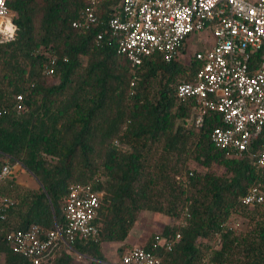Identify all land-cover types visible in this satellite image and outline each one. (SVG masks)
Masks as SVG:
<instances>
[{"label":"trees","instance_id":"16d2710c","mask_svg":"<svg viewBox=\"0 0 264 264\" xmlns=\"http://www.w3.org/2000/svg\"><path fill=\"white\" fill-rule=\"evenodd\" d=\"M7 5L18 30L14 41L0 44V169L4 162H18L39 186L6 181L1 187L13 203L0 220V264H28L10 250L6 234L31 224L45 230L63 224V201L72 184H90L101 194L95 240L72 245L91 264H108L105 243H122L116 250L120 261L129 248L126 238L146 213L186 220L171 248L154 237H171L175 222L142 246L160 264H264V216L251 217L243 237L227 224L232 214L250 209L240 203L250 186L264 191V168L257 165L264 127L250 154L227 156L214 147L210 134L222 126L221 114L207 111L197 125L195 98L175 94L199 69L195 55L183 62V47L182 56L170 62L152 55L133 68L106 24L109 4L98 6L99 23L88 30L71 26L84 0ZM258 60L259 52H253L250 65ZM73 262L63 253L46 264Z\"/></svg>","mask_w":264,"mask_h":264},{"label":"built area","instance_id":"2783aa9c","mask_svg":"<svg viewBox=\"0 0 264 264\" xmlns=\"http://www.w3.org/2000/svg\"><path fill=\"white\" fill-rule=\"evenodd\" d=\"M112 1L84 0L85 6L71 26L90 29L99 23L98 6L109 4L106 24L117 37L118 53L133 68L152 55H160L166 62L179 58L189 36L208 33L211 42L207 49L193 53L201 63L199 69L191 82L176 86L175 94L181 100L195 98L197 125L207 111L221 114L222 126L215 127L210 134L214 147L227 156L239 158L250 154L264 127V0H118L116 4ZM0 12L3 13L0 27L11 23L16 28L11 40L0 33V44L12 42L18 28L7 0H3ZM101 38L102 34H98L97 40ZM253 52H259L254 66L250 65ZM16 98L15 108L21 113L22 97ZM257 165L264 168V145L258 153ZM19 170L27 171L18 162L14 165L4 162L0 185L8 180L17 183ZM100 196L90 184L70 185L63 201L64 223L47 230L31 224L24 230L11 231L5 236L8 247L28 264L53 263L63 253L70 254L76 241L95 240L97 227L93 221ZM12 203L9 197L0 194V220ZM240 203L247 208L264 204L260 185L250 186L240 197ZM185 225V218L180 219L171 237L155 235V243L171 248L181 238ZM119 262L160 264L159 258L139 245L129 247Z\"/></svg>","mask_w":264,"mask_h":264},{"label":"rangeland","instance_id":"374dc122","mask_svg":"<svg viewBox=\"0 0 264 264\" xmlns=\"http://www.w3.org/2000/svg\"><path fill=\"white\" fill-rule=\"evenodd\" d=\"M207 34L208 33H202L200 35L199 34L191 35V37L188 40V45L185 46V54L183 58L181 59L183 62H187L189 57L194 53L195 50H206L207 49V46L210 44V41H211L210 38H207L208 36ZM190 166L191 168H193L195 165L194 163H191ZM213 170L216 171L218 174L225 175V170L221 167L214 166ZM27 173L28 172L25 170L23 172L22 170L21 171L19 170L18 171V174H20V176H18L19 181L26 184L24 185V187L26 188L37 189L39 186L37 180L30 173H29L30 175ZM4 184L5 182L0 185V189ZM0 194L2 193L0 192ZM247 211H245L244 213L241 212L238 214H232L228 220V223H227L228 227H230L233 230L234 234L237 235L238 237L239 236L243 237L247 233L249 228L251 227V223H250L251 217H253L254 219H257L259 217L264 216V205L259 206L256 209H252V208L247 209ZM147 215H149L150 218H146L144 219V221L146 222L148 221L147 222V225L149 228L148 235L159 233L161 231L162 226L166 224L167 222H171V223L175 222V220H170L162 215H154L155 218H152L153 216L150 214H147ZM176 223L178 224V222H175V224ZM104 252L110 259L109 247L106 246L104 249ZM70 254L72 255V258L74 260L73 264H91V259L88 258L87 256L80 255L75 252H71ZM1 259L2 258L0 256V260ZM115 261L116 262L111 263V264L120 263L118 255Z\"/></svg>","mask_w":264,"mask_h":264},{"label":"crops","instance_id":"0c3cea01","mask_svg":"<svg viewBox=\"0 0 264 264\" xmlns=\"http://www.w3.org/2000/svg\"><path fill=\"white\" fill-rule=\"evenodd\" d=\"M208 38V37H207ZM211 42V41H210ZM23 172V171H22ZM28 174V173H27ZM30 175V174H29ZM20 176V174H19ZM17 184L21 185L24 187V183L20 182L19 179L17 181ZM147 214H150L152 215L153 217L152 218H155L154 217V214L152 213H147ZM147 214H143L141 215L140 217V220L137 221V223L134 224L133 228L131 229L128 237L126 238L125 240V243L127 245H129V247L133 246V245H139V246H143L147 239H148V225H147V222L144 221V219L146 218H150L149 215ZM168 223V222H167ZM166 223V224H167ZM165 225V224H164ZM163 225V226H164ZM162 226V227H163ZM122 243H105L103 244V250L105 249V247H109V251H110V259L109 257L106 255V258H107V261L109 264L111 263H114L116 262L115 259L117 258V254H116V250L117 248L121 245ZM115 258V259H114Z\"/></svg>","mask_w":264,"mask_h":264},{"label":"clouds","instance_id":"9594fccd","mask_svg":"<svg viewBox=\"0 0 264 264\" xmlns=\"http://www.w3.org/2000/svg\"><path fill=\"white\" fill-rule=\"evenodd\" d=\"M2 4L3 0H0V6H2ZM0 15H3V13L0 12ZM15 32L16 28L11 23H8L5 27H0V33H3L9 40L14 39Z\"/></svg>","mask_w":264,"mask_h":264}]
</instances>
